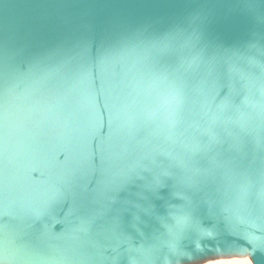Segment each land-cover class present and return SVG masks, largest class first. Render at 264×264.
I'll return each instance as SVG.
<instances>
[{
  "label": "water",
  "instance_id": "95a60500",
  "mask_svg": "<svg viewBox=\"0 0 264 264\" xmlns=\"http://www.w3.org/2000/svg\"><path fill=\"white\" fill-rule=\"evenodd\" d=\"M6 254L264 264V0H0Z\"/></svg>",
  "mask_w": 264,
  "mask_h": 264
},
{
  "label": "snow or ice",
  "instance_id": "6c2138e0",
  "mask_svg": "<svg viewBox=\"0 0 264 264\" xmlns=\"http://www.w3.org/2000/svg\"><path fill=\"white\" fill-rule=\"evenodd\" d=\"M193 168L197 169L198 167H196L194 165ZM174 179H176V178L174 177ZM116 180H117V174L113 177L112 181L105 186V193L110 192L111 187L116 182ZM92 182H93V176L90 175L88 177L87 183L83 185V192L87 193L89 191H96L95 189H92V187H91ZM189 185L190 186H195L196 185V181L194 179H192V178H189ZM66 192L68 193V195H72L73 194L70 184L68 185V188H67Z\"/></svg>",
  "mask_w": 264,
  "mask_h": 264
},
{
  "label": "bare ground",
  "instance_id": "6f19581e",
  "mask_svg": "<svg viewBox=\"0 0 264 264\" xmlns=\"http://www.w3.org/2000/svg\"><path fill=\"white\" fill-rule=\"evenodd\" d=\"M209 264H249L246 260L218 261Z\"/></svg>",
  "mask_w": 264,
  "mask_h": 264
},
{
  "label": "clouds",
  "instance_id": "9594fccd",
  "mask_svg": "<svg viewBox=\"0 0 264 264\" xmlns=\"http://www.w3.org/2000/svg\"><path fill=\"white\" fill-rule=\"evenodd\" d=\"M250 6L254 7L255 5H250ZM7 261H8V256L6 254L3 259H0V264H7Z\"/></svg>",
  "mask_w": 264,
  "mask_h": 264
},
{
  "label": "rangeland",
  "instance_id": "374dc122",
  "mask_svg": "<svg viewBox=\"0 0 264 264\" xmlns=\"http://www.w3.org/2000/svg\"><path fill=\"white\" fill-rule=\"evenodd\" d=\"M236 260H239V259H236ZM245 260H246L249 264H251L250 261H249L248 259H245Z\"/></svg>",
  "mask_w": 264,
  "mask_h": 264
}]
</instances>
